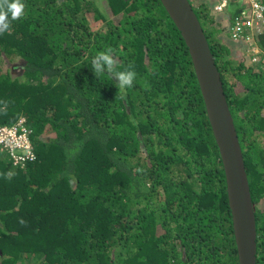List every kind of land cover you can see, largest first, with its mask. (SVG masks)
Instances as JSON below:
<instances>
[{
    "label": "trees",
    "instance_id": "1",
    "mask_svg": "<svg viewBox=\"0 0 264 264\" xmlns=\"http://www.w3.org/2000/svg\"><path fill=\"white\" fill-rule=\"evenodd\" d=\"M22 2L0 35V125L24 118L35 159L13 167L0 153V264H238L218 149L188 50L160 1ZM195 2L264 264V33L252 54L228 36L230 20ZM109 47L120 70L136 72L124 100L111 75L91 68Z\"/></svg>",
    "mask_w": 264,
    "mask_h": 264
},
{
    "label": "water",
    "instance_id": "2",
    "mask_svg": "<svg viewBox=\"0 0 264 264\" xmlns=\"http://www.w3.org/2000/svg\"><path fill=\"white\" fill-rule=\"evenodd\" d=\"M179 31L191 60L206 116L222 164L238 264H256V224L251 194L233 119L220 74L188 0H159Z\"/></svg>",
    "mask_w": 264,
    "mask_h": 264
},
{
    "label": "built area",
    "instance_id": "3",
    "mask_svg": "<svg viewBox=\"0 0 264 264\" xmlns=\"http://www.w3.org/2000/svg\"><path fill=\"white\" fill-rule=\"evenodd\" d=\"M195 1V0H189ZM213 5V11L221 14L231 3L239 4V14L227 27V34L232 41H242L250 47L252 54H258L255 36L264 33V7L260 0H207ZM252 61H255L253 59ZM30 131L24 120L14 125H0V153L6 154L11 164L23 168L26 162L33 161Z\"/></svg>",
    "mask_w": 264,
    "mask_h": 264
},
{
    "label": "clouds",
    "instance_id": "4",
    "mask_svg": "<svg viewBox=\"0 0 264 264\" xmlns=\"http://www.w3.org/2000/svg\"><path fill=\"white\" fill-rule=\"evenodd\" d=\"M261 1L262 0H260V2ZM188 2L191 5L193 1L190 2L188 0ZM204 3L206 4V6H208L211 12L217 14L212 9L213 8L212 3H210L207 0H204ZM232 5L239 7V4L231 3L227 6V8L223 13L217 15H224L228 19L229 12H226V10ZM24 7L25 6L22 0H0V35L10 30L11 21L17 20L23 15ZM233 18L231 19L233 20ZM231 19L229 18V20L232 22ZM113 51L114 50L111 47H109L104 51L98 52L91 60V68L96 76L103 75L105 72L111 75L112 78H114L117 81L116 85L118 91L116 93V97H118L121 100H124L125 90L133 86V82L136 79V72L134 70V65L132 64H129L127 65V67L123 68V70H120L118 61L113 55ZM19 120H24V118H19ZM24 124H25V120H24Z\"/></svg>",
    "mask_w": 264,
    "mask_h": 264
},
{
    "label": "rangeland",
    "instance_id": "5",
    "mask_svg": "<svg viewBox=\"0 0 264 264\" xmlns=\"http://www.w3.org/2000/svg\"><path fill=\"white\" fill-rule=\"evenodd\" d=\"M201 1H204V0H201ZM195 5H197V3H196L195 1H193L192 4H191V6L193 7V9H196ZM237 8H238V6H234V5H232V6H230V7L226 10V12H232L233 9L236 10ZM206 10H207V12H208L209 14H211V16H213V18H214V16H215V18H217V19H221V20H222V23L226 24V20H227V17H226V16H224V15H217V14H214L213 12H211V10H210L209 8H207ZM228 22H229V17H228ZM203 28H204L205 31H207L208 28H209V24H203ZM225 37L229 40V38H228L227 36H225ZM249 60H250V59H249ZM251 62H253V61L251 60Z\"/></svg>",
    "mask_w": 264,
    "mask_h": 264
}]
</instances>
